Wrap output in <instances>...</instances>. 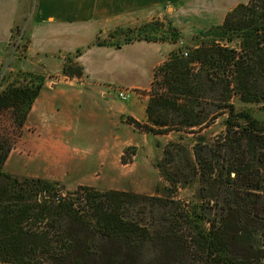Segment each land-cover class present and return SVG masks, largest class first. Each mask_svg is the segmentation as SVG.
Here are the masks:
<instances>
[{
    "label": "trees",
    "instance_id": "16d2710c",
    "mask_svg": "<svg viewBox=\"0 0 264 264\" xmlns=\"http://www.w3.org/2000/svg\"><path fill=\"white\" fill-rule=\"evenodd\" d=\"M156 25L146 24V40L179 37ZM199 37L169 54L149 91L147 132L176 134L156 162L169 184L163 196L58 191L59 183L5 172L44 81L22 72L0 86V113H12L11 136H0V264H264V119L248 107L264 102V0L238 4ZM63 72L83 75L71 59ZM217 120L224 130L212 143L196 137ZM178 153L190 179L173 170ZM194 186L189 201L175 197Z\"/></svg>",
    "mask_w": 264,
    "mask_h": 264
},
{
    "label": "crops",
    "instance_id": "0c3cea01",
    "mask_svg": "<svg viewBox=\"0 0 264 264\" xmlns=\"http://www.w3.org/2000/svg\"><path fill=\"white\" fill-rule=\"evenodd\" d=\"M185 1L0 0V65L8 52L13 30L18 26L26 27L28 57L22 61L15 60L11 67L37 72L42 67H49L58 72L62 68L60 60L48 59L41 64L40 57L73 54L90 44L99 30L111 24L141 16L151 8H168ZM245 2L200 0L198 5L210 6L212 13L207 23L218 25L229 11ZM140 43L156 49L141 48L144 53L141 60L129 56L131 59L126 60L121 56L109 61V58L98 55H109L125 47H91L78 58L84 68V77H87L83 82L64 78L54 82L46 80L31 106L20 137L4 163V171L51 182L128 179L137 162L134 155L131 163L123 164L124 150L137 146L145 135L138 133L125 118L145 120L147 99L132 95L126 104H117L111 95L100 93L97 85L115 84L127 88L128 93H132V89L147 90L153 80L154 69L165 61L173 47L168 42L131 45ZM125 52L134 55L130 49ZM86 55L93 62L88 63ZM145 61L146 64L148 62V72L143 75Z\"/></svg>",
    "mask_w": 264,
    "mask_h": 264
},
{
    "label": "rangeland",
    "instance_id": "374dc122",
    "mask_svg": "<svg viewBox=\"0 0 264 264\" xmlns=\"http://www.w3.org/2000/svg\"><path fill=\"white\" fill-rule=\"evenodd\" d=\"M247 1V0H246ZM200 0L195 2V0H187L184 3H180L177 5H173L170 7L162 6L151 8L144 11V14L137 17H130L127 21H124L119 24H111L109 27H105L99 30L94 37L93 41L87 46L79 48L73 54H55L52 56H41V64H44L48 59H53L54 61L60 60L62 62V68L60 74L57 70H52L49 67H42L40 72L32 71L29 69L22 68H13L11 67L15 60L22 61V59L28 57L27 48L29 45V40L27 35L25 34L26 27L24 25L18 26L14 28L13 34L11 36L10 42L8 44V52L0 65V86L2 88L6 87L10 83L14 82L19 78L20 73L29 72L34 75L40 76L43 78V81H59L61 78L66 80L75 79L78 83L83 82L84 77V68L79 64L78 58L81 57L89 48L91 47H101V46H110L115 49L124 48L121 51L112 52V54H104L100 53L98 56L109 58V61H113L114 59H118L121 56L126 57V60L131 58L135 59H143V51L141 48L150 47L151 49H156L155 46H144V44H135L139 42H159L164 43L168 42L173 50L178 48L187 51L186 47L194 48L200 43V33L210 26L217 24H208L207 20L211 18L212 8L206 5H198ZM148 23H155L157 31H161L164 33V37L170 38L173 33L176 31L179 32V37L175 40H166V41H149L146 40L147 37H150L152 34L151 28L146 26ZM117 27H119L117 29ZM154 29V28H153ZM96 42L97 44H93ZM130 49L132 53H126ZM172 50V51H173ZM171 51V52H172ZM170 52V53H171ZM169 53V54H170ZM90 55V53H89ZM155 55V54H154ZM157 56H160L156 52ZM155 55V56H156ZM131 58H129V57ZM152 56V54H151ZM150 56V57H151ZM169 56V55H168ZM167 56V58H168ZM86 61L88 63L93 62L88 55L85 56ZM39 58V57H38ZM36 58L35 60H37ZM165 59V61L167 60ZM69 59L72 61V65L77 64L83 69V75L80 77L77 76H68L63 72V66L69 64ZM148 60V59H147ZM146 64V61L144 65ZM163 64V63H162ZM148 62L145 65L143 71L145 74L148 72ZM160 66V65H159ZM158 66V67H159ZM156 67L155 70L158 68ZM153 72V75H154ZM143 73V72H142ZM3 78V79H2ZM154 78V77H153ZM153 81V80H152ZM43 82V83H44ZM157 84L155 85L157 88L160 87L162 83V77L157 79ZM152 82L147 90H133V92L128 93L127 88H123L121 86L115 84L102 85L98 84L97 88L100 93H105L111 95L113 99L116 100L117 104H126L128 98L133 96H139L141 98L147 99V104L150 100L149 91L151 88ZM119 92H125L127 98H122L119 96ZM127 92V93H126ZM251 114L258 119H264V102L259 105H251L248 106ZM175 118L174 115H170V117ZM126 122L131 125L138 133L144 134L145 138L142 142L138 143L137 146L132 145L124 150V154L121 158L124 160H128V163L132 162V158L136 155L137 166L132 174H129L128 179H65L59 183L62 188L66 190H72L78 185L90 186L99 191H108V190H122L133 192L137 194L143 195H156L163 196L165 195L166 188L169 187L168 182L161 176L158 167L156 166V162L158 160H163V149L164 146L169 142H173L176 138V134L173 132H169L167 134H154L151 132H147V125L149 127L151 124L148 121L147 115L146 119L142 121H136L131 117H126ZM132 121L138 123L139 126L135 125ZM12 113L11 110H7L5 112L0 113V136H11L12 133ZM159 130V128H155ZM224 128L221 123V120H217L213 125L203 130L200 135L205 139V142L212 143L218 135L223 132ZM205 154V153H203ZM127 164V163H126ZM174 171H178L180 175H187V179H190V174H188L187 167L185 165L184 156L182 153L177 154V160L174 164ZM20 177H24L23 175ZM32 178V177H30ZM181 178V177H180ZM49 181V180H48ZM197 186H194L190 189L178 188L177 193L175 195L176 198L189 201L191 199V195L194 189ZM61 188V187H60ZM160 209H156V212H160ZM150 257V254L146 256Z\"/></svg>",
    "mask_w": 264,
    "mask_h": 264
},
{
    "label": "built area",
    "instance_id": "2783aa9c",
    "mask_svg": "<svg viewBox=\"0 0 264 264\" xmlns=\"http://www.w3.org/2000/svg\"><path fill=\"white\" fill-rule=\"evenodd\" d=\"M184 55L186 56V53H184ZM119 96L124 98V99L127 98V95L125 94V92H119Z\"/></svg>",
    "mask_w": 264,
    "mask_h": 264
},
{
    "label": "water",
    "instance_id": "95a60500",
    "mask_svg": "<svg viewBox=\"0 0 264 264\" xmlns=\"http://www.w3.org/2000/svg\"><path fill=\"white\" fill-rule=\"evenodd\" d=\"M62 189V187L61 188H58V191H60ZM46 197H48V195H46ZM42 197H40V201H42Z\"/></svg>",
    "mask_w": 264,
    "mask_h": 264
}]
</instances>
